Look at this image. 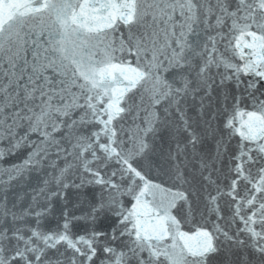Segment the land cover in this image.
I'll use <instances>...</instances> for the list:
<instances>
[{
    "label": "snow or ice",
    "instance_id": "snow-or-ice-1",
    "mask_svg": "<svg viewBox=\"0 0 264 264\" xmlns=\"http://www.w3.org/2000/svg\"><path fill=\"white\" fill-rule=\"evenodd\" d=\"M0 264H264V0H0Z\"/></svg>",
    "mask_w": 264,
    "mask_h": 264
}]
</instances>
